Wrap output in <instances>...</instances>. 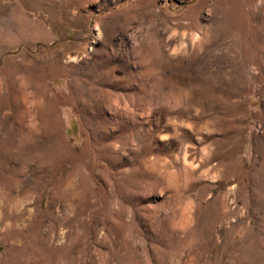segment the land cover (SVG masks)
Returning a JSON list of instances; mask_svg holds the SVG:
<instances>
[{"label":"rangeland","instance_id":"obj_1","mask_svg":"<svg viewBox=\"0 0 264 264\" xmlns=\"http://www.w3.org/2000/svg\"><path fill=\"white\" fill-rule=\"evenodd\" d=\"M0 264H264V0H0Z\"/></svg>","mask_w":264,"mask_h":264}]
</instances>
